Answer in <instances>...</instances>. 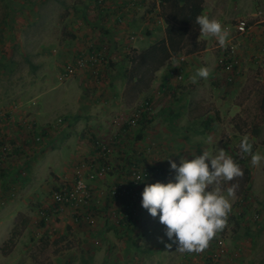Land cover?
Instances as JSON below:
<instances>
[{"label": "rangeland", "instance_id": "obj_1", "mask_svg": "<svg viewBox=\"0 0 264 264\" xmlns=\"http://www.w3.org/2000/svg\"><path fill=\"white\" fill-rule=\"evenodd\" d=\"M109 1L111 0H0V185L4 182V188L0 186V211L7 209L14 213L12 218L1 219L8 223L9 229L5 231L2 230L4 226L0 227V249L5 251L0 250V264H178L180 261L177 257L181 253L170 261H164L162 252L153 251L155 256L151 258L147 253L152 251L142 248L144 238L150 234L152 243L160 241L164 244L166 241L165 234H162L165 226L159 223L158 217L152 223L154 232L147 228L149 224L145 225L150 214L141 207V192L144 185L151 184L150 182L143 181L127 196L114 199L110 194L111 189L119 182L126 187L130 185L126 178L128 163L123 162L122 166L118 163L123 157L127 158L126 147L130 148L134 144L136 135L132 131L139 124L130 127L126 122L137 108L146 103L145 98L152 83L147 88L144 85L135 87L134 82L130 83V52L123 54L125 57H115L113 60L107 57V74L96 84L102 88L98 96L106 94L104 98L108 99L114 92L120 100L118 111L122 114V122L110 121L118 129L126 127V133L122 137L125 139L123 146L114 148L111 143L113 134L96 144L107 150L111 172L99 176L93 165L83 170L85 183L93 191L91 201L84 208L91 216H97L95 222L84 221L79 216V211L72 207H64L56 213L48 211L47 208L52 207L50 189L61 180H52L46 176L44 184L49 188L42 196L51 201L44 208L39 200L33 202L30 196L24 198L21 194L18 195L20 192L15 194L16 185L25 177L22 173L27 172L29 160L35 155L38 157L37 153L47 142L46 138L41 139L40 136L35 140L34 135L41 133L42 129L46 130L45 126L48 124L44 121L43 125H39L33 119L35 115L52 116L55 133L60 135L67 127L75 128L79 115H88L91 111H116L111 102L101 107L93 102L94 94L97 95L96 87L91 81L86 82L84 75L65 81L58 79L61 68L71 62L81 50L98 47L99 44L92 43V37L102 35L103 28L102 23L94 18V7L91 5L95 3L97 6ZM156 3L158 5L157 0H148L132 15L135 21L140 22L143 14ZM203 5L207 16L212 7L218 15L222 13L226 20H217L229 27L234 28L236 21L240 19L248 21L252 28L264 27V0H203ZM85 18L90 21L86 22ZM142 27V24L135 26L137 32L145 36L147 30ZM231 32L234 33L233 30ZM84 35L91 38L87 40L83 38ZM199 35V40L209 51L218 46L215 51L228 49V44L221 47L218 40L211 41L207 47L206 40L200 33ZM153 37V40L146 39V43L154 44L159 36L153 34ZM231 38L233 40H230L229 45L234 46L240 71L232 84H227L216 68L211 79L207 80V85H200L199 78L193 82L191 77L196 64L194 58L182 65H178L172 58L163 66L168 71L179 66L182 79L175 81L169 78L173 82L161 98L160 107L164 108L161 119L166 124V131H163L165 136L153 138L152 142L162 149L152 154V148H146L151 147L149 140L140 143L141 150L137 148L148 163L158 162L157 157H160L179 165L181 159H190L194 154L189 151L190 146L205 140L189 137V129L201 136L206 131V142L211 137V147L224 149L240 166L241 176L234 177L231 181L221 179L219 185L210 186L213 189L219 187L221 194L231 204L228 220L222 231L226 254L212 259L205 254L204 248L197 251L199 256H190L193 258L192 264H226L228 256L231 254L232 257V252L228 253V247L234 244L243 246L241 254L247 257L241 259L243 264H264V159L257 165L251 163L252 154L264 156V106L260 104L261 95H264V47H246L244 42L247 38ZM82 40L88 43L85 44ZM108 48V43L104 41L100 50L107 55ZM210 65L206 62L204 66L209 68ZM194 83H197L198 88L195 89ZM115 84L120 85L116 92ZM113 113L108 115L110 119ZM151 115L152 109L145 116L149 120ZM63 117L68 119L67 123H63ZM178 129L182 131L177 134ZM255 130L258 132L254 135ZM245 137L252 146L247 153L240 148ZM80 141L79 137L78 142ZM179 145L188 148L185 153H179L176 149V146L180 148ZM165 150L171 153L166 154ZM93 161L90 160L89 165L95 162ZM163 171L167 176L161 182L166 183L174 178L175 172L169 166ZM75 176L71 174L66 180L76 181L79 177ZM232 186H235L234 193L228 197L227 189ZM13 194L15 195L12 196ZM18 201L22 202L17 204ZM120 209L130 214L127 226H119L120 223H125V219L119 218ZM70 218L72 221L69 225L66 221ZM11 234L14 235V245L9 246V249L5 242ZM238 253L235 252L233 256Z\"/></svg>", "mask_w": 264, "mask_h": 264}, {"label": "crops", "instance_id": "obj_2", "mask_svg": "<svg viewBox=\"0 0 264 264\" xmlns=\"http://www.w3.org/2000/svg\"><path fill=\"white\" fill-rule=\"evenodd\" d=\"M91 6L94 7V11L92 12V14H94L93 16H95L94 18H96L102 23V28H103V31H102L103 37H101L102 35L100 34L98 35L99 37H92L94 41V42L92 41V43L99 44L98 47L96 48L100 49L101 44H103L104 41H106L110 47L108 48L107 57L111 58V60H113L115 57H120V56L125 57V55L123 54H128L129 52H130L129 54H133L134 52L139 53L145 50L146 48H148L150 45L153 44L152 42H149L148 44L146 43V39H149V40L154 39L153 34H157L159 36V37H156V42L164 38V23L163 22L158 23L154 18V15L158 12L157 3L155 6L151 7L148 11H146L143 14V17L141 18L140 22L135 21V19L132 16L134 12H137V10L130 11L129 9H127L126 0H111L109 2H103L102 4H98L97 6L95 3H92ZM202 7H203L202 14L206 15L204 5ZM208 17L209 19L226 20V18L224 17L222 13L218 15V13L214 11V7H212V11H210V14ZM85 21L89 22L90 20L85 18ZM83 23L86 25L85 22ZM138 24H142L143 26L142 28H145L147 30L145 32V36H142L139 34V32H137L135 26ZM222 25L226 26L229 31V36L226 40V44L229 45L230 40H233V38L231 37H245L247 38V40H245L244 42V44H246V47L248 45L249 46L262 45L264 47V39H263L264 37L263 28L264 27H260V29L253 27L250 30V33L248 35L239 36V35H236L235 32L234 33L231 32L232 30L234 31L233 27H229L223 23ZM84 34L86 35L87 33H84ZM89 34L90 32L88 33V35ZM200 34L206 40L207 47H209L211 41L213 42L214 40H217L216 37L210 34H203V33H200ZM85 35L83 38L85 39L91 38V37H86ZM235 39H238V38H235ZM83 42L86 44L87 41L85 40ZM218 47L212 48L214 53H212V50L209 51L205 47V50L202 52H199L191 56H186L188 57L186 61L191 58L196 59V62H195L196 64H195V67L193 68V74H195L197 69L201 67H206L204 66L206 62H209L211 64L210 67L208 68L209 76L206 79L199 78L198 82L200 83V85L201 84L207 85V80L211 79V74H213V71L216 68L215 62L218 57V56H215V54H219L220 52V51L219 52L215 51L217 50ZM167 71L168 70L165 69V67H163L155 72L154 78L150 86V91L148 93V96L145 98V101L149 104L150 109H152L153 116L151 115V118H150L151 123L145 126V129L142 132H140L141 133L140 135H139V128H138L139 126L137 127L136 130L132 131L133 133H135L136 139L134 141V144L131 145L132 147L130 148L126 147V151H128L127 158L124 161L126 156L123 157L118 163L119 166H122L123 162L128 163L129 165L130 161H136L138 164L140 163L142 165L148 164V160L145 158L144 154L138 153V151L141 150L139 149V146H141L140 143L143 140L150 141V145L149 144L148 145L151 147H146V148H152L153 150L150 149V151H154L152 154L162 149V147H157L156 145H154V142H152L153 141L152 139L157 138V137L161 138L163 137V135L165 136L163 131H166V124L164 120L161 119V115L163 114L164 108L160 107V104H162V99H161L162 95L166 93L165 91L168 88H170L169 84H172L173 82V80H169V77L167 76ZM109 74L111 75V73H108V75ZM84 78L86 82L90 83L88 76ZM93 84L96 87V92H97L96 93L97 95L94 94L93 96V102L95 104H98V106L100 104V107L103 104L105 106L107 103L111 102L110 104L113 107V109H116V111L113 110L115 114L109 110L108 113L105 111L101 113L100 112L94 113L93 111H91L88 115H82V116L79 115L77 116L79 118L77 119V122H76L77 124L75 128L67 127L68 126L67 125L66 127L68 129L64 130L60 135L55 133V125L53 124L54 122H53L52 116L44 117L41 115H35L33 119L36 122H38L39 125L42 124V122L44 121L45 123L48 122V124L45 126L46 130L42 129L41 133L34 135L35 140H37V136H40L41 139L46 138L47 142L44 148L41 147L39 153H37L38 157L34 154L35 156H33L32 159L29 160V163H28L29 167L27 169V172L24 171V173H22L24 174L25 177L23 178L21 183L18 184L19 187L18 185H16L17 189H16L15 194L20 192L18 193V195L21 194V196L24 198H28L30 196L31 199L33 198L32 199L33 202H36L39 200L40 204H42L44 208L48 206V204L51 201L49 198L48 200H45V197L42 196L43 194H45L46 191H48V188H49V186H45L44 184V180L46 179V176L52 180H66L69 175L75 174L77 177H80L83 181H85L83 178V170H86L88 167H93L89 165L90 160L91 161L94 160L98 162V159H97L98 150H97V145H96L98 142L101 143V140L110 138L111 135L113 134L112 135L113 140L111 141V143L114 144V148L123 146L122 142H125V139L122 137H124L126 133L125 132L126 127H120L118 129L117 127L113 126L110 121V120H113V122L117 121L118 123L120 121L122 122V114H120L118 111L119 105L121 102L120 100H118V98H116V94H114V92L111 94L108 91V93L111 94V96L108 99L104 98L106 94L102 95V97L98 96V94L102 92V88L100 89L98 85H96L95 83ZM194 84H195L194 85L195 89L198 88L197 83H194ZM91 87L93 89L92 85ZM116 88L118 90L120 88V85L115 84L114 86L115 92H116ZM110 113H113L111 117L112 119H110V117L108 116ZM67 122H68V119L66 117H63V123H67ZM49 124L50 126H48ZM176 131L178 134L182 130L178 129ZM207 134L208 133L205 131L204 135L202 136L198 133L195 135V131L192 129H189V134H187L189 137H193V138L199 137V138L205 139L203 141H199L196 145L190 146L189 151L191 153L194 152L195 154H202V151H210L215 154L216 148L214 149L213 147H211L212 146L211 143L206 142ZM79 137L81 138L80 142H78ZM177 138H182V137H177ZM179 147L180 148L178 149V147L176 146V149L179 151V153H185L186 150L188 149L187 147L183 145H179ZM165 153L170 154L171 151L165 150ZM157 160H158L157 164L162 170H164L167 166L170 167L169 161L162 160L160 159V157H157ZM50 173L52 174V176H50ZM3 183L0 186L4 188ZM120 186H123V185L120 184ZM15 194H13L12 196H14ZM21 202L22 201H18L17 204H20ZM47 209L48 211H52L51 208H47ZM120 210L121 211H118L119 218L125 219V223H122V224L120 223L119 226H127L130 223V220H129L130 214L122 211L123 209H120ZM0 212H1L0 220L1 219L7 220L8 218H12V216L14 215V213H12L11 211L7 209H4L3 211H0ZM65 212L67 214V210L64 209V213ZM93 216L94 215L91 216L90 223H94L96 220L95 217L97 216L95 217ZM155 219L156 218H153L150 216L147 222L145 221V225L149 224L147 228L151 229L152 232H154V229L152 228L153 227L152 223L154 222ZM71 221H72V218H70V220L68 219L66 223L70 225ZM94 225H92V227ZM3 226L5 228L2 230L8 231L9 229L8 223L3 222L1 220L0 227H3ZM147 232H149V230H147ZM164 233H165V230L162 232V234ZM150 235L144 238L145 240H144L142 248H146L147 250H149V252L152 251L151 253H147V256L149 255L151 258H154L152 256L153 255L155 256L153 252L155 250L163 253V256L161 257H162V260L164 261L166 260L170 261L171 259L176 258V255H178V253L179 254L181 253V255L177 257L178 260L180 259L178 264H186L187 258H189V260L192 261L193 255H195V257L200 255V253L194 250L187 251V250L178 249L177 244H174V243L172 244L171 243L172 241L168 240L166 236H165L166 241L164 242V244L160 243V241L157 244H155L154 242L152 243V238L150 237ZM170 243L172 246L167 247L166 245ZM251 245L254 246V243H251ZM228 249H229L228 253L232 252V257H231V254L228 256L226 260V264H233L234 262H235L234 264H243V261L241 259L247 258L243 256V254H241L244 250L243 246L239 247L238 245L234 244L233 246L230 245V248L228 247ZM235 252H239L237 256H233ZM186 254H190V256L192 257H187L185 256ZM202 260L203 259H201V262Z\"/></svg>", "mask_w": 264, "mask_h": 264}, {"label": "clouds", "instance_id": "obj_3", "mask_svg": "<svg viewBox=\"0 0 264 264\" xmlns=\"http://www.w3.org/2000/svg\"><path fill=\"white\" fill-rule=\"evenodd\" d=\"M195 23L200 33L216 37L221 47L225 45L229 31L218 20L201 14L196 16ZM208 76L209 69L201 67L191 79L195 82ZM207 143H211V137L207 138ZM251 147L247 137L240 143L243 152H250ZM262 159L264 156L252 154L251 163L257 165ZM169 163L175 172L174 178L166 183H146L141 192V207L151 217H158L159 223L165 226L167 239L181 250L200 251L223 229L231 209L229 199L221 194L219 187L210 186L219 185L221 179L231 181L241 176L242 171L232 156L218 147L215 154L202 151L200 155L192 154L190 159H181L179 166ZM234 188L227 189L228 197L233 195Z\"/></svg>", "mask_w": 264, "mask_h": 264}, {"label": "built area", "instance_id": "obj_4", "mask_svg": "<svg viewBox=\"0 0 264 264\" xmlns=\"http://www.w3.org/2000/svg\"><path fill=\"white\" fill-rule=\"evenodd\" d=\"M147 1L148 0H126L127 9L138 10ZM158 12L154 15V18L158 23H161L162 20L158 17ZM251 29L252 27L245 19L236 21L234 25V32L239 36L248 35ZM174 60H176L174 62L178 65H182V63L186 61V58L184 56H176L174 57ZM108 62L106 52H103V50L93 47L83 49L71 62L66 63L61 68L58 79L60 81H65L75 76L81 77V75H84V77L88 76L91 82L98 84L103 80L102 77L107 74ZM238 63L234 46L228 45V49L220 51L216 60V70L223 76L224 81L227 84H232L238 77L240 73ZM181 72L182 70L179 69V66H177L176 69L169 70L167 72V76L175 81H180L182 79ZM149 110V104L147 102L144 103L140 108H137L133 115L128 119L126 122L127 125L130 127L137 126L142 115H148ZM97 150L98 162L95 161L96 164L93 163L91 166H94L96 174L100 176L111 172L112 166L107 159V150L105 147L99 146L97 147ZM125 160L126 158L124 161ZM166 176L167 173L159 167L156 161L149 162L147 165H139L136 161H130L126 177L130 185L127 187L120 186L121 183L119 182L118 185L111 189V197L117 199L120 198V196L130 195L144 180L150 183H155L157 181H161ZM50 196L52 199L51 210L53 213L61 211L64 207H72L73 209L79 211L78 214L81 219L91 222V215L84 207L89 203V201H91L93 191L87 187L85 181H83L80 177L76 181L72 182L61 180L56 186L50 189ZM222 231H224V229L218 231L208 242L207 247H205V254L212 259L213 257L218 259L226 254ZM186 256L190 257V254ZM186 264H192V261L187 258Z\"/></svg>", "mask_w": 264, "mask_h": 264}, {"label": "trees", "instance_id": "obj_5", "mask_svg": "<svg viewBox=\"0 0 264 264\" xmlns=\"http://www.w3.org/2000/svg\"><path fill=\"white\" fill-rule=\"evenodd\" d=\"M157 2L158 17L164 23V38L139 53L134 52L130 57L132 69L128 72V78L130 83L134 82L135 87L144 85L147 88L153 80L154 73L167 65L170 59L179 55L191 56L205 50V44L199 40V25L195 23L196 16L203 12V0H157ZM260 104L264 106V95L263 97L261 95ZM149 123L150 119L143 114L138 123L139 135ZM257 132L255 130L253 134ZM5 244L8 247L14 245L13 234ZM0 250L5 252L3 249Z\"/></svg>", "mask_w": 264, "mask_h": 264}]
</instances>
